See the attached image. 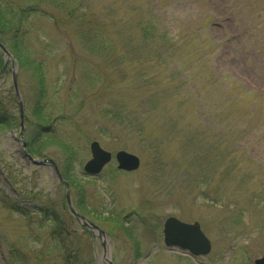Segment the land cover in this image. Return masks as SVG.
Returning <instances> with one entry per match:
<instances>
[{
  "label": "rangeland",
  "instance_id": "374dc122",
  "mask_svg": "<svg viewBox=\"0 0 264 264\" xmlns=\"http://www.w3.org/2000/svg\"><path fill=\"white\" fill-rule=\"evenodd\" d=\"M7 3L24 10L18 37L0 29L24 59H14L23 133L11 67L0 66V264H103V254L254 264L264 254V0H0V21ZM93 141L111 161L90 176ZM118 151L139 168L117 171ZM30 157L55 164L104 246L69 214L52 166ZM169 217L197 222L209 254L166 248Z\"/></svg>",
  "mask_w": 264,
  "mask_h": 264
},
{
  "label": "water",
  "instance_id": "95a60500",
  "mask_svg": "<svg viewBox=\"0 0 264 264\" xmlns=\"http://www.w3.org/2000/svg\"><path fill=\"white\" fill-rule=\"evenodd\" d=\"M0 52L4 56V63L10 62L11 65V82L13 87V92L15 97L18 100L19 105V115L20 119H22V104L21 98L17 88L16 81V69L14 65V61L7 50L0 43ZM22 124V122H21ZM90 153L91 159L85 163L83 166V171L91 176H95L99 174L102 168L109 163L111 159L110 153L102 150L97 142H92L90 144ZM117 161V169L125 172H133L139 167V160L137 157L120 151L115 156ZM34 165H43L45 163H50L61 182L62 179L54 165V163L50 160H35L33 158H29ZM65 184V183H64ZM66 185V184H65ZM66 204L69 213L79 222L81 226L89 230L93 237H98L101 241L102 245L105 243V234L93 223L87 221L82 216L78 215L73 209L70 201L69 188L66 185ZM163 243L168 248H179L182 250L188 251L192 256H206L210 250L211 245L209 240L205 237V235L201 232L200 226L197 222L193 224H185L178 221L175 218H168L163 225ZM103 264H113L107 257L102 256ZM254 264H264V255L254 261Z\"/></svg>",
  "mask_w": 264,
  "mask_h": 264
},
{
  "label": "trees",
  "instance_id": "16d2710c",
  "mask_svg": "<svg viewBox=\"0 0 264 264\" xmlns=\"http://www.w3.org/2000/svg\"><path fill=\"white\" fill-rule=\"evenodd\" d=\"M4 17L3 21H0V29L4 32H9L11 31L13 36L16 35L18 37L19 32L22 31L21 28V22L19 19L20 14L24 11L21 10V12H17L11 3H7L4 5ZM6 33H0V42L4 45L6 42ZM15 50H16V45L14 44ZM13 58L16 59V61L20 64L24 59L23 57H20L18 55H13ZM0 66L3 68V62L0 61ZM5 69V68H4ZM3 69V70H4ZM36 73L39 75V78L41 79V74L39 70H36ZM8 123V122H7ZM67 259V258H66ZM68 261V260H66Z\"/></svg>",
  "mask_w": 264,
  "mask_h": 264
}]
</instances>
